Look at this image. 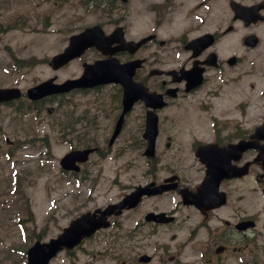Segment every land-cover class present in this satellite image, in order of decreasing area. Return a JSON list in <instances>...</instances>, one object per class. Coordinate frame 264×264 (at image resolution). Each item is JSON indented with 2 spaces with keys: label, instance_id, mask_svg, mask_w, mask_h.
<instances>
[{
  "label": "flooded vegetation",
  "instance_id": "1",
  "mask_svg": "<svg viewBox=\"0 0 264 264\" xmlns=\"http://www.w3.org/2000/svg\"><path fill=\"white\" fill-rule=\"evenodd\" d=\"M136 4L139 11L154 15L155 22L150 27L153 39L134 52L118 53V57L123 62L141 59L138 79L148 83L149 91L163 96L165 106L158 111L166 119V141L159 157L145 159L143 175L131 177L135 182L126 183L121 190L126 189V194L138 185L152 184L150 189L160 186L164 191L143 196L134 209L122 215L126 213L129 222L119 221L117 225L130 231L134 238L140 231L164 230L172 243L165 241L161 251L138 241L133 245L126 243L131 246L119 261L263 264L264 140L241 153H236L235 147L248 141L255 131L246 118L255 82L264 85V19L254 20L256 16H264V0H136ZM155 5V9H149ZM239 7L249 8L250 14L239 17L235 11ZM165 25L166 42L159 36ZM250 36L255 39H248ZM200 38L205 40L190 45ZM155 69L162 72L151 75ZM191 70L189 79L193 81L201 73L202 81L187 89L192 81L186 76ZM112 100L113 109L93 112L97 116L88 117L92 119L90 123H95L92 128L72 129L71 148L91 145L99 155L120 145L126 150L138 148L137 123L132 121V114L140 106L144 121L146 105L143 102L135 105L125 116L119 135L111 141L122 113L121 88L115 91ZM91 113L77 111L74 120L80 121V115ZM99 116L109 120L105 123V136L101 133L103 122ZM96 131L103 136L97 138ZM122 137L128 139L121 142ZM100 143L107 146L100 147ZM208 163L212 166L211 185L204 184L210 172ZM125 166L132 170L136 164ZM136 169L138 172L139 165ZM183 192L188 196L184 197ZM191 195H196L195 202L191 201ZM150 213H165L163 221L148 219ZM144 253L150 254L148 262L139 260Z\"/></svg>",
  "mask_w": 264,
  "mask_h": 264
},
{
  "label": "rangeland",
  "instance_id": "2",
  "mask_svg": "<svg viewBox=\"0 0 264 264\" xmlns=\"http://www.w3.org/2000/svg\"><path fill=\"white\" fill-rule=\"evenodd\" d=\"M23 1L19 0L18 6L0 7V23L7 24L11 18L20 14L27 22L24 30L0 33V87L19 86L25 91L55 75L57 81L79 76L83 70L82 62L96 58L95 52H88L82 60H76L59 71H53L48 62L41 60H49L62 51L69 36L80 32L86 26L104 23L110 29L113 21L107 12L112 8L111 4L97 2L95 6L91 2L85 7L82 0H25L22 6ZM113 6L116 8L115 4ZM111 18L118 19L115 11ZM127 20L131 25L130 36L139 37L149 33L153 18L135 7L127 15ZM160 38L166 40V25L160 32ZM14 58L24 60L25 63L17 69L14 67ZM104 98L105 104L102 106H107V110L113 109L115 103L112 102V97ZM65 99L67 101L61 109L57 110L56 104L48 105L55 107L53 116L48 115L46 109L40 114L34 111L19 114L13 113L8 107H0V264H25V252L38 235L47 241L59 234L80 214L115 202L121 196L117 181L122 174L117 175L114 172L118 163L132 161L136 166L145 164L143 149L139 145V149L133 148L134 150L123 149L120 145L114 149L105 164L103 161L99 163L100 157L93 154L88 164L94 174L90 176V181L74 179L71 175L64 174L59 160L69 151L66 126L73 123V111L99 109L96 105L88 104L92 97L75 94ZM132 119L137 123L139 144L144 121L138 112H135ZM263 119L264 101L252 97L249 125H257ZM100 120L103 121L101 133L105 136V123L109 120ZM194 121L192 120L193 123ZM189 122L188 119L186 123ZM161 127L162 132H165L164 122ZM103 135L95 132L97 138ZM26 139H32L33 143H27ZM42 139L50 143L47 153ZM127 139L122 137L121 142ZM104 144L107 146L106 143H100V147H104ZM164 148L165 140L159 145V152L163 153ZM99 169H104V173L98 172ZM129 175L135 177V171H131ZM134 182L135 180H130V183ZM112 233L117 231H103L75 250V257V254L64 251L50 264H117L114 258L117 255V235L115 242L109 238L114 256L111 253L113 249L108 251V247L104 245V238ZM119 233L118 242L124 244L125 241L132 245L138 241L142 245L171 240L163 233L150 238L147 233L140 236L139 232L133 239L130 236L129 239L125 238L128 231ZM129 244L124 245V248L131 246Z\"/></svg>",
  "mask_w": 264,
  "mask_h": 264
},
{
  "label": "water",
  "instance_id": "3",
  "mask_svg": "<svg viewBox=\"0 0 264 264\" xmlns=\"http://www.w3.org/2000/svg\"><path fill=\"white\" fill-rule=\"evenodd\" d=\"M100 27L95 26L86 29L84 32L72 36L70 39L69 47L62 53L55 56L51 65L54 68H59L67 63L72 58L80 55L86 48L96 44L99 38ZM134 67L127 69L124 73H117L116 68L113 65H106L102 61H97L93 65L86 66V74L77 80H67L62 85L53 84V80L43 82L37 87L29 90V96L33 99L41 98L48 94L68 91L74 87L95 85L103 81H120L126 84V102L130 105L141 95L140 89H137V85L131 80ZM129 86V87H128ZM20 92L18 89H0V100H8L11 98L19 97ZM150 96V95H149ZM148 96V97H149ZM260 129H264V124ZM157 135V117L151 115L148 118V129L145 134L149 140V148L146 150V155L151 156L154 154V143ZM90 151H83L80 155L69 154L63 160L64 167H72L76 160H85L87 154ZM137 194V193H136ZM131 196L125 198L120 204L110 205L108 209L102 211L100 215L85 214L81 217L73 220L70 225L63 230V232L56 238L51 239L49 242L36 241L27 251V263L26 264H49L51 258H53L64 247L71 249L75 245L79 244L81 240L93 234L97 229L109 226L107 221V215L113 213V211L119 207L123 208L127 203H131L129 200ZM119 213V212H118Z\"/></svg>",
  "mask_w": 264,
  "mask_h": 264
}]
</instances>
